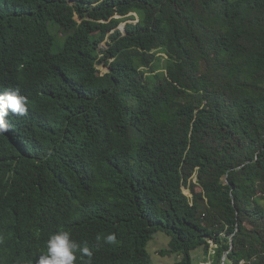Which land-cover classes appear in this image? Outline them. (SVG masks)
Listing matches in <instances>:
<instances>
[{"label": "trees", "instance_id": "trees-1", "mask_svg": "<svg viewBox=\"0 0 264 264\" xmlns=\"http://www.w3.org/2000/svg\"><path fill=\"white\" fill-rule=\"evenodd\" d=\"M9 91L7 264L60 231L74 264H153L158 232L174 264H264V0H0Z\"/></svg>", "mask_w": 264, "mask_h": 264}, {"label": "clouds", "instance_id": "clouds-1", "mask_svg": "<svg viewBox=\"0 0 264 264\" xmlns=\"http://www.w3.org/2000/svg\"><path fill=\"white\" fill-rule=\"evenodd\" d=\"M26 103V97L19 95L18 91L0 94V133L8 130V123L5 117L8 116L9 111L22 115L26 111ZM107 240L110 243L115 242V235H109ZM12 241H7L0 235V264H7L6 250H12L16 247V242L12 244ZM77 251L82 256L89 258L92 256V252L88 247L78 248L77 243L71 239L68 232L60 231L48 239L47 253L45 255H41L38 260L35 259L31 262L20 261L16 264H74L77 258L75 255ZM204 263L206 262L204 261Z\"/></svg>", "mask_w": 264, "mask_h": 264}, {"label": "rangeland", "instance_id": "rangeland-1", "mask_svg": "<svg viewBox=\"0 0 264 264\" xmlns=\"http://www.w3.org/2000/svg\"><path fill=\"white\" fill-rule=\"evenodd\" d=\"M122 28V26H121ZM106 44L102 45V48H104ZM166 57V56H164ZM98 69L102 73H106L108 69L103 66H98ZM189 191V192H188ZM199 189H197V192ZM184 194L189 197V199L193 198V194L189 189H184L183 190ZM170 242V237L165 235L162 232H158L157 234L154 235L153 240L149 242L148 244V252L151 256L153 264H174L178 261H181V257L177 255H171V256H161L159 255V251L167 248L168 244ZM192 259H193V264H205L204 263V252L202 249H197L192 252ZM209 263V262H208ZM211 264V263H210Z\"/></svg>", "mask_w": 264, "mask_h": 264}, {"label": "built area", "instance_id": "built-area-1", "mask_svg": "<svg viewBox=\"0 0 264 264\" xmlns=\"http://www.w3.org/2000/svg\"><path fill=\"white\" fill-rule=\"evenodd\" d=\"M242 264H253V262L248 261V260H244V261L242 262Z\"/></svg>", "mask_w": 264, "mask_h": 264}, {"label": "water", "instance_id": "water-1", "mask_svg": "<svg viewBox=\"0 0 264 264\" xmlns=\"http://www.w3.org/2000/svg\"><path fill=\"white\" fill-rule=\"evenodd\" d=\"M124 25L125 24L122 25V29L124 28ZM225 182L228 184V181L227 180ZM224 260H226V257H224Z\"/></svg>", "mask_w": 264, "mask_h": 264}, {"label": "bare ground", "instance_id": "bare-ground-1", "mask_svg": "<svg viewBox=\"0 0 264 264\" xmlns=\"http://www.w3.org/2000/svg\"><path fill=\"white\" fill-rule=\"evenodd\" d=\"M243 261H244V260H241V261H240V264H242ZM208 262H212V261L210 260V261H208ZM208 262H206L205 264H207Z\"/></svg>", "mask_w": 264, "mask_h": 264}]
</instances>
